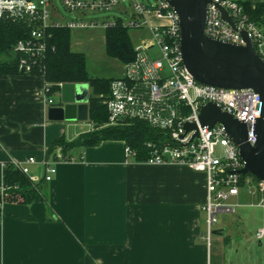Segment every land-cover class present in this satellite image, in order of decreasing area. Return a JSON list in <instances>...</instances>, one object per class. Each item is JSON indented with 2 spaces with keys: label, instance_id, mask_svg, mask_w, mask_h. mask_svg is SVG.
I'll list each match as a JSON object with an SVG mask.
<instances>
[{
  "label": "crops",
  "instance_id": "1",
  "mask_svg": "<svg viewBox=\"0 0 264 264\" xmlns=\"http://www.w3.org/2000/svg\"><path fill=\"white\" fill-rule=\"evenodd\" d=\"M235 1L263 5L264 31V0ZM147 17L159 22L153 13ZM44 85L39 74L0 75V191L5 164L33 156L36 162L27 167L40 178L43 197L32 202L3 198L0 264L226 263V228L217 226L210 243L202 238L205 172L137 161L126 155L122 140L75 147L69 159L58 160L60 151L55 158L47 153L49 146L59 137L72 141L93 125L89 119L49 120ZM57 96L60 90L52 96L54 103ZM45 163L56 168L51 181L42 178ZM243 196L244 204L255 200L246 191L231 199L243 205Z\"/></svg>",
  "mask_w": 264,
  "mask_h": 264
},
{
  "label": "built area",
  "instance_id": "2",
  "mask_svg": "<svg viewBox=\"0 0 264 264\" xmlns=\"http://www.w3.org/2000/svg\"><path fill=\"white\" fill-rule=\"evenodd\" d=\"M132 1L135 17L127 23L135 29L147 26L148 34L135 46V59L124 64V74L111 80L110 92L103 99L108 111L105 124L115 126L143 121L158 130L161 136L144 142L147 157L140 162L187 165L205 172L207 193L202 210L206 214L207 229L202 238L210 243L217 215L235 212L238 203L228 200L239 195L241 186L249 185L247 193L255 198L250 205L264 209V181L253 176L247 180V174L239 173L244 162L238 144L220 122L212 126L202 125L200 109L212 102L246 123L247 140L254 144V126L260 116V95L251 88L229 89L196 81L183 63L179 19L168 0H155L154 5ZM121 2L123 0H61L65 9L77 11L82 16L89 12H110ZM219 5L228 10L237 30L222 19ZM51 8H57L55 0H0V18L8 14L27 18L35 24L30 37L17 41L13 48L20 55L18 69L25 74L41 73L44 69L41 61L47 49L45 29L48 25H66L71 30L101 29L105 32L115 21L110 16L100 20L98 17L84 19L81 16L64 22L53 17ZM148 13H153L159 22L151 23ZM241 30L247 32L256 53L264 61V31L249 18L242 4L235 0H208L204 30L207 35L245 45ZM48 92L45 83L41 93L48 105H52L54 99ZM187 124H195L196 129L187 130ZM195 133L198 135L195 136ZM125 152L136 157V150L127 144ZM58 160H64L62 155L58 156ZM35 162V157L29 156L12 164L31 181L39 182L40 178L31 175L27 167ZM55 172L54 166L45 163L42 178L51 181ZM4 190L5 187L1 190L2 197ZM256 237L260 241L264 238L263 227L257 230Z\"/></svg>",
  "mask_w": 264,
  "mask_h": 264
},
{
  "label": "trees",
  "instance_id": "3",
  "mask_svg": "<svg viewBox=\"0 0 264 264\" xmlns=\"http://www.w3.org/2000/svg\"><path fill=\"white\" fill-rule=\"evenodd\" d=\"M249 18L256 24L263 23V5L255 7L249 2H239ZM114 24L105 30V50L109 57L117 59L122 64L133 61L136 57L135 45L130 37L132 28L127 22L134 19L133 13L126 22L121 16H113ZM34 22L27 18H16L8 14L0 18V75L25 74L18 69L20 55L13 48L17 41L28 39ZM47 49L42 57L43 71L32 74L42 75L48 85L49 96L60 90L59 83H87L90 87L88 101V119L93 128L80 134L76 139L67 141L64 137L56 139L48 148L47 153H53L56 158L60 151L64 159H69L67 153L75 147L96 146L105 140H122L136 150L137 161L147 157L144 142L161 136L158 130L143 121L128 124L107 126L108 111L103 99L110 92L112 78L90 75L87 69V58L82 52L71 49V29L66 25L50 24L45 29ZM255 177L252 174H247ZM246 175V176H247ZM3 182L9 191L4 199L32 202L43 200L40 194V182H33L12 163H7L3 169ZM1 216V205H0Z\"/></svg>",
  "mask_w": 264,
  "mask_h": 264
},
{
  "label": "water",
  "instance_id": "4",
  "mask_svg": "<svg viewBox=\"0 0 264 264\" xmlns=\"http://www.w3.org/2000/svg\"><path fill=\"white\" fill-rule=\"evenodd\" d=\"M168 3L179 19L183 63L195 80L229 89L251 88L260 95V116L254 126V144L247 140V124L212 102L201 107L199 119L202 125L208 126L220 122L239 146L244 162L239 173L252 174L264 181V61L256 53L245 30L240 31L245 45L226 42L205 33L208 0H168ZM219 9L222 19L237 30L228 10L220 5ZM89 90L87 83H62L59 100L47 109L48 119L87 120ZM194 128L195 124L186 125L187 130Z\"/></svg>",
  "mask_w": 264,
  "mask_h": 264
},
{
  "label": "rangeland",
  "instance_id": "5",
  "mask_svg": "<svg viewBox=\"0 0 264 264\" xmlns=\"http://www.w3.org/2000/svg\"><path fill=\"white\" fill-rule=\"evenodd\" d=\"M145 4L154 5L155 0H140ZM57 8L52 9L54 18L64 22L71 21L81 17L77 11H69L64 8L61 0H55ZM134 13L133 1L123 0L120 5L110 12L86 13L82 17L84 19L96 18L102 19L104 16L113 17L121 16L124 21H128ZM130 37L137 45L148 34V27L144 26L139 29L130 28ZM71 49L76 52H82L87 58V69L90 75L107 78L120 77L124 69L122 64L117 59L107 55L105 50V32L101 29H72L71 30ZM155 54V49H153ZM59 92V91H58ZM56 94V93H55ZM193 96L194 93L191 92ZM57 99L59 97L57 96ZM88 123V122H86ZM106 125V124H105ZM217 152H220L217 150ZM247 180L251 179L250 175L246 176ZM255 184V181H252ZM9 187H5L4 193L9 191ZM249 185L241 186L240 191H248ZM4 197V196H3ZM231 203L237 202L236 199H229ZM243 205H238L234 213H220L217 215L218 223H215L213 229L219 225L226 228V247H225V264H264V238L261 242L256 238V232L259 226L264 225V216L262 208L253 205L244 204L248 202L246 196L239 199ZM240 214L246 219L240 218ZM245 224V227H244ZM204 216L202 227L205 228ZM214 234H212V238Z\"/></svg>",
  "mask_w": 264,
  "mask_h": 264
}]
</instances>
